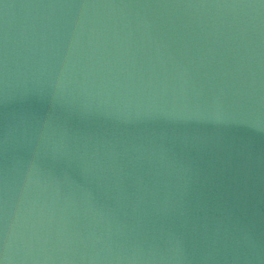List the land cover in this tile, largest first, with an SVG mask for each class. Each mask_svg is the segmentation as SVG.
I'll return each mask as SVG.
<instances>
[{
  "label": "water",
  "instance_id": "obj_1",
  "mask_svg": "<svg viewBox=\"0 0 264 264\" xmlns=\"http://www.w3.org/2000/svg\"><path fill=\"white\" fill-rule=\"evenodd\" d=\"M13 264H264V0H0V243Z\"/></svg>",
  "mask_w": 264,
  "mask_h": 264
},
{
  "label": "clouds",
  "instance_id": "obj_2",
  "mask_svg": "<svg viewBox=\"0 0 264 264\" xmlns=\"http://www.w3.org/2000/svg\"><path fill=\"white\" fill-rule=\"evenodd\" d=\"M15 257L10 254L9 244L7 241V234L5 233L4 242H3V258L2 264H13ZM151 259H159L162 262H171V264H183L186 256L183 254L182 247L180 242L177 240L176 246L171 249L170 254L167 256L161 255L158 258L153 256Z\"/></svg>",
  "mask_w": 264,
  "mask_h": 264
},
{
  "label": "snow or ice",
  "instance_id": "obj_3",
  "mask_svg": "<svg viewBox=\"0 0 264 264\" xmlns=\"http://www.w3.org/2000/svg\"><path fill=\"white\" fill-rule=\"evenodd\" d=\"M2 258H3V244L0 243V264H2Z\"/></svg>",
  "mask_w": 264,
  "mask_h": 264
}]
</instances>
